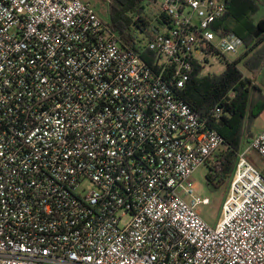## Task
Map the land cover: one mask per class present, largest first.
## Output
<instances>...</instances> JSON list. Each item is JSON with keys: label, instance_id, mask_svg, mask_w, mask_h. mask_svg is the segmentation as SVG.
<instances>
[{"label": "built area", "instance_id": "2783aa9c", "mask_svg": "<svg viewBox=\"0 0 264 264\" xmlns=\"http://www.w3.org/2000/svg\"><path fill=\"white\" fill-rule=\"evenodd\" d=\"M160 8L168 27L138 51L83 0H0V264H264V171L247 157L264 159V129L215 226L191 182L224 139L180 90L195 61L242 45L218 26L227 2Z\"/></svg>", "mask_w": 264, "mask_h": 264}, {"label": "trees", "instance_id": "16d2710c", "mask_svg": "<svg viewBox=\"0 0 264 264\" xmlns=\"http://www.w3.org/2000/svg\"><path fill=\"white\" fill-rule=\"evenodd\" d=\"M151 1L158 0H110L109 19L104 23L112 32L118 34L119 40L125 46L139 51L141 44L147 43L155 34L168 27L169 18L161 8L154 22L143 16L145 4ZM233 1L239 6L236 17L241 22L233 33L245 45H248L247 41L254 35L260 41L264 39V17L258 21L251 18L257 13L255 1L231 0ZM130 12L135 16H130ZM230 15L228 6L227 13L223 20L218 22V26ZM151 57L149 51L142 54V58L150 64ZM240 60L241 58L227 62L225 70L219 75H203L205 66L195 61L189 81L180 90L181 98L200 118L206 119L209 127L216 130L224 139L222 146L212 156L214 166H209L210 171L207 174V183L214 188H219L223 184L230 186L236 169L237 154L245 143H250L256 137L251 133L250 126L264 112V96L259 92L258 86L244 77L238 67ZM257 65V61L253 62V55L243 61V66L256 75L261 67ZM217 107L222 109V114L218 119H214L212 115Z\"/></svg>", "mask_w": 264, "mask_h": 264}, {"label": "rangeland", "instance_id": "374dc122", "mask_svg": "<svg viewBox=\"0 0 264 264\" xmlns=\"http://www.w3.org/2000/svg\"><path fill=\"white\" fill-rule=\"evenodd\" d=\"M90 3L96 8L100 18L104 21H108L109 19V11H110V0H89ZM238 1V0H237ZM258 1V10L257 13L254 15V18L258 19L261 16H264V0H257ZM160 5L161 0L158 1H151L145 4L143 16L152 19L151 22H154L155 17L160 12ZM229 8L231 15L229 17V22L235 24V27L240 24L241 22L237 19L236 15L238 12V4L236 2H229ZM130 16H135L131 12L129 13ZM244 54V49L238 50L237 54H228L226 58L223 59L218 55L214 54L208 58L206 62L203 75L207 74H221L225 68L227 62H234L237 61L239 57ZM251 57V56H250ZM249 57V58H250ZM260 55L254 54L253 55V62L257 61V66H261L259 72L257 74L260 77L261 82H258V90L262 92L264 96V62H260L259 60ZM238 67L242 70L244 77L247 79L252 80V71L250 69H246L243 66V63L240 64L238 62ZM264 122V112L258 119L254 120L252 125L250 126V131L253 135H258L259 131ZM250 145L249 142L245 143V146L248 147ZM249 161L259 170L264 171V159L255 151L251 150L247 155ZM214 166V158L212 157L211 160L197 169V171L193 174L191 178V182L194 184V188L196 194L201 197H206L210 199L209 205H201L198 208V212L201 217L210 225L215 226L222 217V205L227 196L229 195V184H223L219 188H214L207 183V174L210 171V167ZM85 189H92V185L90 183H85Z\"/></svg>", "mask_w": 264, "mask_h": 264}, {"label": "crops", "instance_id": "0c3cea01", "mask_svg": "<svg viewBox=\"0 0 264 264\" xmlns=\"http://www.w3.org/2000/svg\"><path fill=\"white\" fill-rule=\"evenodd\" d=\"M83 1H85V2H88V3H90V1L89 0H83ZM226 2H227V8H228V6H229V1H231V0H225ZM255 1V3H256V5H257V10H258V1L257 0H254ZM91 4V3H90ZM92 5V4H91ZM262 5H264V3L262 4ZM93 6V5H92ZM96 9V8H95ZM264 9V8H263ZM97 10V9H96ZM255 15V14H254ZM254 15L251 17L253 20H255V21H258L259 19H261V18H263L264 16H261L260 18H258V19H256V18H254ZM104 21V20H103ZM105 23H106V21H104ZM223 24H224V26H225V28H226V30H229L232 34H234L233 33V30L236 28L235 27V24L234 23H230L229 22V17L223 22ZM236 30V29H235ZM235 35V34H234ZM242 42V41H241ZM247 44L248 45H245L244 43H242V45L240 46V48L239 49H241V47L244 49V54L241 56V57H239V58H241V60L239 61L240 62V64L241 63H243V61L247 58H249L250 56H252V55H254V54H258V55H260V57H259V60H260V62L262 61V62H264V39H262L261 41H260V39L259 38H257L255 35L254 36H252V38H251V40L249 39V41H247ZM238 58V59H239ZM208 61V60H207ZM206 61V62H207ZM206 62L205 63H203V65L205 66L206 65ZM252 82H253V84L254 85H256V86H258V82H261V79H260V77H258L255 73H253V75H252V80H251ZM262 115H263V113H262ZM264 129V122H263V125H262V127H261V129H260V131L259 132H261L262 130Z\"/></svg>", "mask_w": 264, "mask_h": 264}]
</instances>
